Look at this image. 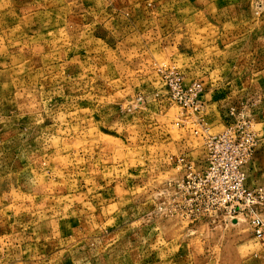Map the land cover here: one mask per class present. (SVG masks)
<instances>
[{
    "label": "rangeland",
    "instance_id": "374dc122",
    "mask_svg": "<svg viewBox=\"0 0 264 264\" xmlns=\"http://www.w3.org/2000/svg\"><path fill=\"white\" fill-rule=\"evenodd\" d=\"M257 217L264 0H0V264H264Z\"/></svg>",
    "mask_w": 264,
    "mask_h": 264
},
{
    "label": "built area",
    "instance_id": "2783aa9c",
    "mask_svg": "<svg viewBox=\"0 0 264 264\" xmlns=\"http://www.w3.org/2000/svg\"><path fill=\"white\" fill-rule=\"evenodd\" d=\"M198 89H200V85L199 84L193 83L191 85V88H190L191 91L198 90ZM236 166H238V165H236ZM241 176H243V175H239L238 177H241ZM237 191L239 192V194H247V196L251 200V195L252 194H249V192H246V190L238 188ZM255 226L257 228L256 231H257L258 237H260V238L264 237V227H263L264 226V222L262 221L261 218L257 217V219L255 220Z\"/></svg>",
    "mask_w": 264,
    "mask_h": 264
}]
</instances>
